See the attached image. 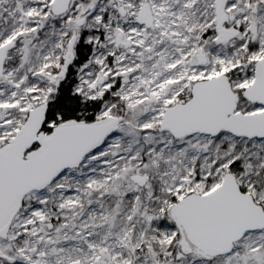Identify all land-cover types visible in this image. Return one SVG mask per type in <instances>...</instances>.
<instances>
[{"label": "snow or ice", "instance_id": "6c2138e0", "mask_svg": "<svg viewBox=\"0 0 264 264\" xmlns=\"http://www.w3.org/2000/svg\"><path fill=\"white\" fill-rule=\"evenodd\" d=\"M0 264H264V0H0Z\"/></svg>", "mask_w": 264, "mask_h": 264}]
</instances>
